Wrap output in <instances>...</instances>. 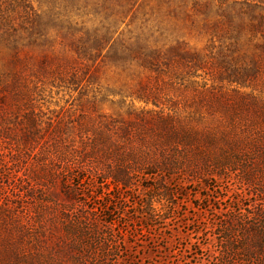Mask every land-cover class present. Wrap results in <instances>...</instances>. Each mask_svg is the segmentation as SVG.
Instances as JSON below:
<instances>
[{
	"label": "rangeland",
	"instance_id": "374dc122",
	"mask_svg": "<svg viewBox=\"0 0 264 264\" xmlns=\"http://www.w3.org/2000/svg\"><path fill=\"white\" fill-rule=\"evenodd\" d=\"M0 264H264V0H0Z\"/></svg>",
	"mask_w": 264,
	"mask_h": 264
},
{
	"label": "trees",
	"instance_id": "16d2710c",
	"mask_svg": "<svg viewBox=\"0 0 264 264\" xmlns=\"http://www.w3.org/2000/svg\"><path fill=\"white\" fill-rule=\"evenodd\" d=\"M167 136H172L174 139L175 138H180V141H181V136L179 137V135H177V133L175 132H170ZM185 141H192L196 138V134L192 131H187L184 133L183 137H182ZM167 140H170L169 138ZM182 143V142H181ZM165 159L162 160L161 159H158L157 158V162H151L150 164V168L151 170L149 171V173H152L154 174L155 170H158V169H162V168H165V167H169V166H173L175 165V161L173 158L171 159H168L166 157H164ZM112 178V182L115 183L116 186H118L119 184L123 185V186H126L127 184V179H128V175L127 173H124V175H119L118 173H115V174H111L110 175ZM150 205V203H149Z\"/></svg>",
	"mask_w": 264,
	"mask_h": 264
}]
</instances>
